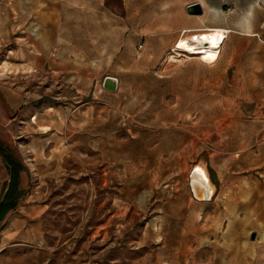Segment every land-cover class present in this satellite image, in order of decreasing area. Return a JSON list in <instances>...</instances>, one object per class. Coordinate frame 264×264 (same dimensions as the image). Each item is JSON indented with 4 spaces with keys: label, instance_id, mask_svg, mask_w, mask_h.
Segmentation results:
<instances>
[{
    "label": "rangeland",
    "instance_id": "obj_1",
    "mask_svg": "<svg viewBox=\"0 0 264 264\" xmlns=\"http://www.w3.org/2000/svg\"><path fill=\"white\" fill-rule=\"evenodd\" d=\"M94 1L122 13L120 0H0V203L17 167V197L0 221V264H264V165L248 169L239 159L209 156L213 149L189 158L184 181L204 162L214 195L201 210L189 206V213L201 212L189 222V237L169 236L177 224L167 216L183 202L175 201L181 186L151 173L173 163L153 156L155 135L164 129L145 126L138 107H154L159 96L169 102L167 93H148L156 84L167 88L164 78L156 82L158 71L146 78V94H122L112 107L101 93L77 94L67 78L26 70L27 56L56 53L59 9ZM197 3L234 15L264 0H145L142 52L161 55L162 69L176 66L184 87L182 61L189 59L178 57L184 53L176 44L213 31L172 33L165 25L191 26L200 18H190L186 7ZM161 39L169 42L162 50ZM184 105L178 131L187 141Z\"/></svg>",
    "mask_w": 264,
    "mask_h": 264
},
{
    "label": "crops",
    "instance_id": "obj_2",
    "mask_svg": "<svg viewBox=\"0 0 264 264\" xmlns=\"http://www.w3.org/2000/svg\"><path fill=\"white\" fill-rule=\"evenodd\" d=\"M94 2L59 9L56 53L41 58L27 56L25 68L67 78L77 94L101 93V98L112 107L122 94H146V78H152L158 71L159 77H154L156 82L164 78L167 88L156 84L150 86L148 93H167L169 102L156 96L154 107H148L145 101L139 102L138 107L145 126L164 129L155 135L151 150L153 156H168L173 165L157 167V171L154 168L151 173L162 174L160 180L164 183L172 180L181 186L175 190V201L183 202L178 204V212L167 216V220L177 224L171 229L176 233L169 236L187 238L189 222L198 221L201 216L199 211L189 213V206L197 203L201 210L208 202L194 197L191 177L187 183L184 181L189 158L204 152L209 154L213 149L217 153L209 156L239 159L248 169L264 165V5L245 7L234 15H228L221 7H210L200 16L189 15L200 18L191 21V26L189 21L182 27L165 25L172 33L189 29L224 35L214 62H202L194 55L182 61L181 70L189 77V84L184 87L178 82L176 66L165 63L161 68V55L154 56L148 49L137 55V45L146 34L145 0H137L136 4L120 0L121 14L105 6L100 8L98 1ZM158 44L161 50L169 46L162 39ZM105 77L117 80L115 93L102 89ZM97 80H101L99 87ZM182 104L189 108L187 141L178 131L179 121L186 119L179 113ZM147 108L153 109L150 115ZM207 141L213 142L209 143V149ZM153 180L152 177L150 182ZM199 187L205 190L204 186ZM168 227L172 228L170 224Z\"/></svg>",
    "mask_w": 264,
    "mask_h": 264
},
{
    "label": "bare ground",
    "instance_id": "obj_3",
    "mask_svg": "<svg viewBox=\"0 0 264 264\" xmlns=\"http://www.w3.org/2000/svg\"><path fill=\"white\" fill-rule=\"evenodd\" d=\"M223 39L224 35L218 36L214 33L200 34L187 37L185 36L176 44L175 49L184 53L182 55H179L178 57L182 56L186 59H189L186 55L190 54L197 56L200 60H202V62L204 61L209 64L213 60H215L217 54L219 53V48L223 42ZM171 61L179 64V60L173 59ZM205 165L206 164L204 162H200L195 167L191 175V181L204 186L208 194V199H210L214 195L215 188L209 180L208 172Z\"/></svg>",
    "mask_w": 264,
    "mask_h": 264
},
{
    "label": "water",
    "instance_id": "obj_4",
    "mask_svg": "<svg viewBox=\"0 0 264 264\" xmlns=\"http://www.w3.org/2000/svg\"><path fill=\"white\" fill-rule=\"evenodd\" d=\"M186 13L190 16H200L203 13L202 6L199 3L189 5L186 7ZM102 88L107 92L115 93L117 91V80L112 77H105L102 81ZM190 183H191L193 195L197 200L199 201L208 200V196H207L208 194L206 189L202 191L198 183L192 181ZM250 239L251 240L254 239V234L251 235Z\"/></svg>",
    "mask_w": 264,
    "mask_h": 264
},
{
    "label": "trees",
    "instance_id": "obj_5",
    "mask_svg": "<svg viewBox=\"0 0 264 264\" xmlns=\"http://www.w3.org/2000/svg\"><path fill=\"white\" fill-rule=\"evenodd\" d=\"M11 169L13 171L12 178L10 180V185L8 188V191L5 195V198L0 203V221L3 219L4 214L7 210H9L12 206V203H14L13 199L17 197V189H16V175H17V167L13 165L11 166Z\"/></svg>",
    "mask_w": 264,
    "mask_h": 264
},
{
    "label": "built area",
    "instance_id": "obj_6",
    "mask_svg": "<svg viewBox=\"0 0 264 264\" xmlns=\"http://www.w3.org/2000/svg\"><path fill=\"white\" fill-rule=\"evenodd\" d=\"M142 50H143V45L142 44H138L137 45V55H140ZM189 56H190V54H189Z\"/></svg>",
    "mask_w": 264,
    "mask_h": 264
}]
</instances>
